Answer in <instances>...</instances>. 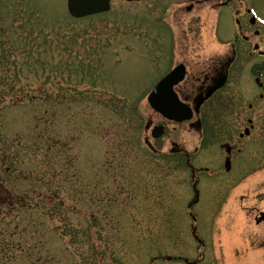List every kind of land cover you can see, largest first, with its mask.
<instances>
[{
  "label": "rangeland",
  "instance_id": "374dc122",
  "mask_svg": "<svg viewBox=\"0 0 264 264\" xmlns=\"http://www.w3.org/2000/svg\"><path fill=\"white\" fill-rule=\"evenodd\" d=\"M173 1L111 0L104 13L74 18L66 0H0V264H264L243 212L212 192L223 150L196 151L187 123L167 122L152 138L166 121L147 101L171 59L201 52L196 25L215 16L226 39L247 15L202 11L184 34L191 13ZM243 1L264 28V0ZM176 139L188 156L170 152ZM202 165L207 189L188 209Z\"/></svg>",
  "mask_w": 264,
  "mask_h": 264
},
{
  "label": "flooded vegetation",
  "instance_id": "af4514ba",
  "mask_svg": "<svg viewBox=\"0 0 264 264\" xmlns=\"http://www.w3.org/2000/svg\"><path fill=\"white\" fill-rule=\"evenodd\" d=\"M153 1L156 8L162 9V0ZM177 2L176 10L182 11L183 15L191 13L189 18L185 17L182 21L180 17V27L184 34L190 29L184 25L193 27L199 23L202 11L214 13L224 7L234 6L236 14L247 15L248 24L236 18L237 31L233 37L226 39H220L216 33L215 16L205 19L201 26L196 25L200 34L197 40L201 52L195 58L188 59L186 56L178 60L171 59L174 64L170 61L167 70L151 85V90L169 71L177 66L183 67V76L173 84L178 98L176 104L195 109L197 101L203 99L199 110L187 121L177 122L164 118L166 123L155 124H163L166 130L167 122L177 125L187 123V127L194 130L198 138L196 151L210 145H217L223 150L224 166H212L216 170L213 175L218 180L216 190L213 188L212 192L220 203L227 197L229 202L234 201L238 210L243 212L246 224L248 222L250 226H243V234L248 237L254 249L264 253V157L259 155L264 150V28L252 9L245 7L243 0L173 1L174 4ZM173 3H170L171 7ZM206 24L211 28L208 30L206 27L208 35L211 34L209 41H212L213 46L209 42L205 43ZM171 27L174 33L176 27L173 22ZM181 39L185 44L189 40L186 36ZM172 54L173 57L176 55ZM253 58L257 59L252 61ZM215 86L218 87L206 97L207 92ZM171 145V153L189 155L180 140H172ZM210 168L209 165H202L192 170L196 181L194 189L198 192L197 201L192 205L200 200L202 189H207L202 186L199 174L208 172ZM221 178L227 180L220 182Z\"/></svg>",
  "mask_w": 264,
  "mask_h": 264
},
{
  "label": "water",
  "instance_id": "95a60500",
  "mask_svg": "<svg viewBox=\"0 0 264 264\" xmlns=\"http://www.w3.org/2000/svg\"><path fill=\"white\" fill-rule=\"evenodd\" d=\"M67 6L70 13L75 17H81L97 12L106 11L110 8V0H67ZM177 70H173L165 78H163L154 88L152 93L148 96L150 105L157 111L161 112L169 119L183 121L191 117V108L186 106L168 105L171 101H175L176 95L172 93V85L176 83L173 76L177 73ZM218 86H215L207 92L206 97H209ZM203 99L197 101L195 110L198 111ZM149 127V123L146 124V128ZM163 127L157 126L154 128L152 135L157 138L162 134ZM150 148L153 146L147 141ZM228 167V162L226 163ZM196 193V197H197ZM195 232V229L193 230ZM197 239L198 237L195 236ZM199 240V239H198ZM170 259V257H168Z\"/></svg>",
  "mask_w": 264,
  "mask_h": 264
}]
</instances>
